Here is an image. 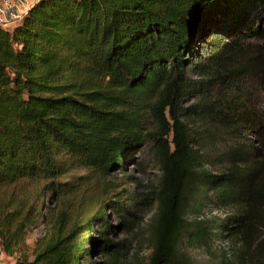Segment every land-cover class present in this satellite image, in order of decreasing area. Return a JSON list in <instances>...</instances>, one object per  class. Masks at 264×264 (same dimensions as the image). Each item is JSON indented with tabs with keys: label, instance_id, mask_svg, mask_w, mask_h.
I'll use <instances>...</instances> for the list:
<instances>
[{
	"label": "trees",
	"instance_id": "16d2710c",
	"mask_svg": "<svg viewBox=\"0 0 264 264\" xmlns=\"http://www.w3.org/2000/svg\"><path fill=\"white\" fill-rule=\"evenodd\" d=\"M255 83L264 100V0H36L0 24V186L60 193L71 170L108 174L147 148L157 182L113 206L128 233L139 205L155 206L147 264H190L183 247L222 229L238 246L220 264H264V103L249 110L243 89ZM243 131L251 143L209 150ZM208 203L237 213L219 229ZM34 205L0 204L14 264H96L94 246L120 264L104 213L68 225L63 210L29 253Z\"/></svg>",
	"mask_w": 264,
	"mask_h": 264
},
{
	"label": "rangeland",
	"instance_id": "374dc122",
	"mask_svg": "<svg viewBox=\"0 0 264 264\" xmlns=\"http://www.w3.org/2000/svg\"><path fill=\"white\" fill-rule=\"evenodd\" d=\"M254 85L256 88H253ZM254 85L243 87L249 98L246 105L249 110L260 112L264 103L263 92L258 84L255 83ZM249 86H253L252 89ZM255 135L243 131L234 135L233 141H231L232 137L222 135L219 143H213L209 150L213 151L215 156L234 142L239 141L241 145L251 143ZM147 152L148 149L144 148L134 155L128 154L122 161L121 167L110 171L108 174L86 172L81 168L73 169L56 179L63 184L60 187L62 188L61 191L63 189L64 191L60 193L52 192L50 188H47L46 182L42 180L21 181L9 186H0V204L13 203V206L20 207L22 212L26 213L29 206L35 203L37 212L35 210L32 212L31 217L34 218L26 236L29 253L32 252L35 241L46 236L53 223L58 219L59 213L63 210L67 212L68 225L75 222L82 223L97 213H104V217L111 226L110 230H107L109 234L105 237H108L111 242L122 241L124 243L123 248L117 254L120 264H147L150 253L149 220L155 212V206L139 205L136 214L140 220L139 224L133 228L132 233L126 232L120 225L121 218L113 210L116 200L126 202V198L130 194H137L134 195L135 197L140 196L149 188L150 183L157 182L158 171ZM219 157L216 156L214 160L211 158L215 161L213 165L208 167L212 172L219 173L222 171L224 161L221 162ZM38 212L44 214V217H40L36 221ZM236 213V207L231 205L216 207L208 203L205 208V217H214V223L219 229H221V225L229 224L230 219ZM98 223V220L93 222L95 231L98 230ZM220 231H222L220 235L210 239L208 247L206 245L183 247V251L189 257L190 264H220L223 254L226 256L233 254L238 243L233 242V239L227 236L226 230ZM92 234L97 235L96 233ZM89 251L91 261L96 262V264L105 263L106 255L97 246ZM14 263L15 256H7L0 250V264Z\"/></svg>",
	"mask_w": 264,
	"mask_h": 264
},
{
	"label": "built area",
	"instance_id": "2783aa9c",
	"mask_svg": "<svg viewBox=\"0 0 264 264\" xmlns=\"http://www.w3.org/2000/svg\"><path fill=\"white\" fill-rule=\"evenodd\" d=\"M36 0H0V24L10 25L18 21Z\"/></svg>",
	"mask_w": 264,
	"mask_h": 264
},
{
	"label": "crops",
	"instance_id": "0c3cea01",
	"mask_svg": "<svg viewBox=\"0 0 264 264\" xmlns=\"http://www.w3.org/2000/svg\"><path fill=\"white\" fill-rule=\"evenodd\" d=\"M31 1V0H30Z\"/></svg>",
	"mask_w": 264,
	"mask_h": 264
}]
</instances>
